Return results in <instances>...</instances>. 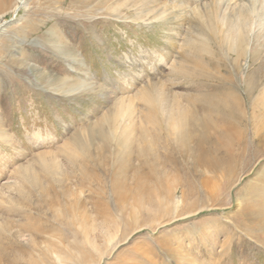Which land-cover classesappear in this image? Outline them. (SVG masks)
I'll return each mask as SVG.
<instances>
[{"label": "rangeland", "instance_id": "374dc122", "mask_svg": "<svg viewBox=\"0 0 264 264\" xmlns=\"http://www.w3.org/2000/svg\"><path fill=\"white\" fill-rule=\"evenodd\" d=\"M250 1L24 0L16 13L18 0L8 1L0 10V264H264V131L254 135L264 100L258 89L248 96L244 82L264 64V36L246 46L259 50L252 64V51L232 50L228 31L229 19L248 11ZM252 1L264 19V0ZM218 10L228 20H215ZM192 58L206 76L191 81L174 73L193 67ZM148 94L154 103L166 98L162 111L155 105L152 123L171 117V130L158 131L169 152L180 156L194 119L208 118L217 125L215 138L243 132L245 141L234 147L240 165L232 176L191 175L187 168L180 177L193 185L185 201L171 172L165 187L140 186L135 211L131 199L119 209L112 179L122 177L128 154L137 171L140 151L150 148L144 142L152 132L137 140ZM205 98L225 110L209 109ZM186 107L193 111L188 118ZM117 110L119 126L136 122L121 148L105 122ZM69 193L82 200L74 213L66 209ZM83 228L89 242H73Z\"/></svg>", "mask_w": 264, "mask_h": 264}, {"label": "bare ground", "instance_id": "6f19581e", "mask_svg": "<svg viewBox=\"0 0 264 264\" xmlns=\"http://www.w3.org/2000/svg\"><path fill=\"white\" fill-rule=\"evenodd\" d=\"M8 1L11 0H0V10L3 9L4 6L7 5ZM252 1V0H251ZM250 1V9H247L248 11H241V14L237 17H234L233 19H229V36L232 41V50L237 53L238 56L246 54L248 51H252L253 48L247 49L246 46H248L251 42L252 37L253 38H259L261 36H264V19L258 20L260 17L259 14L256 13V8L251 5ZM258 1V0H255ZM24 0H18V4H16L14 8V13L18 10L20 3L22 4ZM254 2V1H252ZM255 3V2H254ZM221 6V5H220ZM225 10L229 7V5H222ZM247 7V5H246ZM256 7V6H255ZM221 9V8H220ZM229 9V8H228ZM240 9V8H239ZM264 9V6L262 7V10ZM222 10V9H221ZM259 10V8H258ZM263 13V11H262ZM225 15V14H224ZM258 16V17H257ZM200 17V16H199ZM225 16H221L218 10V14L215 17V20H222L226 21L227 18L224 19ZM263 17V16H262ZM191 50L193 51L194 55L197 56L199 52L196 50L193 42L190 43ZM255 47H260L258 43L254 45ZM70 57L73 60H76L75 56L70 55ZM260 57L259 50L256 51L254 48V51H252L251 55V62L252 64H255L254 62L256 59ZM198 58V57H197ZM195 60V61H193ZM236 62V65L238 68L239 65V58L233 59ZM191 62H193V67H184L180 66L177 69L174 70V73H178L181 75H185L188 77L189 80H196L200 79L204 76H206L205 70L202 68L203 66L198 62L197 59L192 58ZM251 64V65H252ZM250 65V66H251ZM264 78V64H258L257 66L253 67V70L250 74L247 75L245 86L247 90V95L252 96V94L255 92V90L258 89L259 93L258 96L261 98L260 100H264V81H261V79ZM57 81H62L63 83L66 82V79L58 77L56 78ZM262 86V87H261ZM69 87V86H68ZM73 89L71 88L69 92H73ZM155 88L147 89V91L152 94V91ZM191 92V91H190ZM145 93V92H144ZM143 93V95H144ZM158 95L162 94V92H157ZM142 95V97H143ZM157 101L154 103V96H150L148 94V107H147V113L143 117L142 123H140V132L138 135V139L148 138V135L150 132L152 134L150 135V139H146L145 145H149V149L145 150L142 149L140 151V160L138 163H135V166H139L140 168L137 169V171L130 170L133 167L132 163V156L130 154L127 155L126 159L121 165V178H118V176H115V180L112 179L110 184V191L113 193V195L116 196V204L119 209H124L125 205L128 203V201L131 199L133 201H130L131 203H134V205H130L132 210L135 211V199H134V193L142 186L149 187L151 184H156L158 188L165 187L166 185H169L170 179L169 176H171V172L175 173L176 177H178V185L175 186V189L181 188L182 193V201H185L186 198L189 196L190 190L192 188V183L190 181H184L182 177H180V174L183 172H186L187 168L189 171L186 173L193 175H202V171H212V172H221L227 176H232L239 163V156L234 152V147L239 146L242 142L245 141V138L242 136L243 132L239 131L238 133L230 132L231 136L228 139V141H225L221 139L219 136L218 138L213 137L212 130L217 129V125L210 119L206 118L202 122H197L196 119H194L195 123L192 126V129L188 132L185 138L182 139V143L185 144L182 147H178L179 155H175L174 153L169 152V146L167 144V141L161 142V135L159 132H167L168 128L171 130V117H168L167 119L160 121L156 125L152 123L153 121V110L155 108V105L159 106V110L162 111V108L160 106V103L165 101L166 98H160L155 97ZM175 98V97H174ZM120 100H125L120 99ZM205 100L208 101V108L214 109V110H221L225 108L221 106L220 104L215 106L216 104L212 103L213 100L210 98H205ZM121 101V103H123ZM189 102V101H188ZM194 106L196 105V102H189ZM193 109V107H191ZM181 107L177 106V110H180ZM189 107H186L182 111L186 112V118H188L190 115H193V111H188ZM258 116V115H256ZM119 117H122L121 112L118 110L116 113H114L112 116L107 117L105 122L109 125V132L114 137V146H119L121 148V144L123 141V135L129 134L132 129H134V125L136 124L135 118L132 117L130 119V123L127 122L126 125L119 126ZM127 119V118H126ZM129 119V116H128ZM256 124V131L254 133L255 137H260V134L264 131V119L263 121ZM146 122L147 124H143ZM150 125V126H148ZM151 127V128H149ZM100 134L104 133L105 130L101 127L97 130ZM121 132L118 134V132ZM159 131V132H158ZM92 137H95L96 135L94 133H91ZM185 139V140H184ZM128 139H125V141ZM184 140V142H183ZM77 143L81 142V138L79 136L76 137ZM129 141V140H128ZM40 142V141H39ZM132 145H135L134 141H129ZM251 142V141H250ZM263 142V141H262ZM246 146L243 147V156L246 154L247 145L250 144L246 142ZM251 145V144H250ZM249 146V145H248ZM163 152L164 158L160 155L161 152L159 150H164ZM252 149V148H251ZM131 151V149H128ZM148 151L149 156H152V162L150 163V160L147 159L145 153ZM180 157L191 159V164L186 162L182 164L181 162L177 163L176 159H180ZM147 167V168H146ZM194 169V173L192 170ZM191 171V172H190ZM216 176V175H215ZM85 177V176H84ZM89 179V176H87ZM118 178V179H117ZM74 194L69 193L68 197H73L72 201H70L67 206V211L70 213H74L76 211V208H80L82 204V200L80 201L79 198L75 197ZM115 198V197H114ZM146 201L151 200H145V198H140V204H144ZM181 199H176L177 206L180 205ZM152 203V202H150ZM158 207H163V204L160 202V199L157 200ZM81 210V209H80ZM123 211V210H122ZM121 211V212H122ZM75 216V214H73ZM80 218H81V224L88 225V222L90 221L89 214L81 210L80 212ZM78 217V216H77ZM79 218V219H80ZM71 225L75 227V220ZM116 223V222H114ZM70 225V224H68ZM78 225V224H77ZM81 233V232H79ZM82 239L79 241H73V242H89V233L85 228L82 229ZM73 236H76L77 233L73 232ZM68 241V240H67Z\"/></svg>", "mask_w": 264, "mask_h": 264}]
</instances>
